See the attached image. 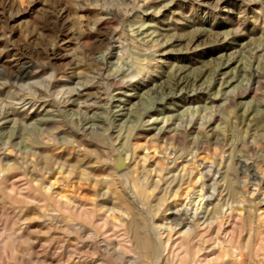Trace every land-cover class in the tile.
I'll return each mask as SVG.
<instances>
[{
  "label": "rangeland",
  "instance_id": "rangeland-1",
  "mask_svg": "<svg viewBox=\"0 0 264 264\" xmlns=\"http://www.w3.org/2000/svg\"><path fill=\"white\" fill-rule=\"evenodd\" d=\"M262 101L264 0H0V264H119L128 220L264 264Z\"/></svg>",
  "mask_w": 264,
  "mask_h": 264
},
{
  "label": "bare ground",
  "instance_id": "bare-ground-1",
  "mask_svg": "<svg viewBox=\"0 0 264 264\" xmlns=\"http://www.w3.org/2000/svg\"><path fill=\"white\" fill-rule=\"evenodd\" d=\"M103 20V18L97 20L95 23L96 25H98L99 23H101ZM59 21V20H58ZM57 21V23H58ZM60 25V24H59ZM63 26V25H62ZM62 28V27H61ZM14 33V32H13ZM198 41H204V38H202V35H192V37L189 39L188 42H186L185 46L182 47L185 50L186 49H194L197 47V44H195V42ZM174 44H178L179 42L177 40L174 39H166L163 40L162 44L165 47H171ZM161 44V45H162ZM180 48V49H182ZM179 50V49H178ZM167 51V50H166ZM168 51H170V49H168ZM167 51V52H168ZM138 63V62H137ZM22 64V63H21ZM24 65V64H23ZM26 67L28 68V66L24 65L21 66V71L18 74H22V76L20 78H24V75H28V71L26 70ZM180 75L179 76V81H182V83L185 82V75H183L181 72H179ZM17 77V75H15ZM20 76V75H19ZM50 77H52V72H49V74L47 75V80L45 81V85L44 87L47 89L48 88V84H49V79ZM260 74L258 71L256 72H252L251 73V79L256 83H260ZM178 81V82H179ZM250 84V83H249ZM250 86V85H249ZM249 86H245L243 87L241 90H238V92H233L232 95L230 96V100L231 102L234 100V98L236 96L242 95L244 94L250 87ZM255 86V85H254ZM84 89V87H81L80 89H78L77 91V95L79 92H82ZM229 101V100H228ZM264 102V101H262ZM257 109V108H256ZM254 110V109H253ZM254 113V111H253ZM250 112L246 115L247 119L248 118H254V114ZM245 120V119H244ZM241 122V121H240ZM156 133H159L161 135H163L164 130L162 128L157 129ZM193 141V140H192ZM9 147V146H8ZM205 154V153H204ZM157 158V157H156ZM155 158V159H156ZM175 160V159H174ZM10 158L9 156L5 157V167H9L10 165ZM159 159L157 160L158 163ZM240 162V159L239 161ZM123 167L122 165V160H119V165H118V161H116V167ZM126 169V168H125ZM223 170V169H222ZM224 171V170H223ZM124 173V172H123ZM224 174V172H223ZM231 183V182H230ZM262 185V184H261ZM126 186V185H125ZM130 187V186H129ZM131 189V188H130ZM134 189V188H133ZM136 190V189H134ZM223 190V189H222ZM129 195L132 196V199L134 201H136V203H138L137 199H136V195L134 194L133 191L128 190ZM137 191V190H136ZM3 201H1V204H9V199H5V198H1ZM216 199V198H215ZM32 207V205H31ZM228 209V208H227ZM215 210V209H214ZM133 212V211H132ZM227 213V212H226ZM215 214V213H214ZM213 214V215H214ZM228 214V213H227ZM260 214L264 217V210L260 211ZM142 215V214H141ZM223 215V214H222ZM221 215V216H222ZM122 216V215H121ZM212 216V215H211ZM225 216V215H224ZM211 218V217H210ZM45 219V218H44ZM131 219V216L130 218ZM222 219V218H221ZM233 219V217H232ZM231 219V221H233ZM146 220V219H145ZM149 220V219H148ZM251 220V219H250ZM220 221V220H218ZM224 221V220H223ZM108 222H110L108 216L103 218V225H106ZM121 222V221H120ZM26 223V222H25ZM135 223V222H134ZM131 221H124L121 223V225L123 226V231H131L132 235H131V241H133L134 243V247L131 248L130 252H127L125 250L126 246L124 245V243L122 241H110L107 238L101 236L100 239V245L102 248L109 250L111 252H114L115 254H117L118 257V263L119 264H135L137 263L138 258L142 257L145 264H206L207 262V256H208V252L205 251V246L201 245L200 246V251L196 252L195 255H190L189 251L184 250L182 253L175 251L172 246H171V242H170V233L169 230L171 229V227H166L165 229L167 230L165 233V238L162 240L160 239V237L158 238L157 236L155 237V235H150L149 233H144V231H142L135 223V225H132V229H131V224H134ZM149 223V222H148ZM143 224V223H142ZM207 224H210V222L207 221ZM115 225V224H114ZM200 225V224H199ZM149 226V225H148ZM209 226V225H208ZM217 226V225H216ZM229 226V225H227ZM223 227V226H222ZM232 227V226H231ZM230 227V228H231ZM131 230H130V229ZM147 228V227H145ZM121 229V228H120ZM233 229V228H232ZM108 229L106 228L104 231H107ZM84 232V231H83ZM229 232V231H228ZM87 233H90V230H87ZM152 233V232H151ZM222 233V232H221ZM225 233V231H224ZM207 234V233H206ZM214 245L213 248L211 249L212 255L214 256V260L216 261L214 264H220L219 258L220 255L219 253H216V249H223L224 253L226 255L230 254L231 251V247L232 244L230 243V238L228 237L226 239L225 243H221L218 237V233L216 232L214 234ZM40 241V240H39ZM211 244V243H210ZM129 246V245H128ZM131 246V245H130ZM130 248V247H128ZM209 248V247H208ZM238 251V250H237ZM210 252V253H211ZM237 256H239V252H237ZM36 257V256H35ZM209 258V257H208ZM24 260V259H23ZM90 260V259H89ZM141 261V260H140ZM25 262V261H24ZM225 264H232V261L226 259L225 260Z\"/></svg>",
  "mask_w": 264,
  "mask_h": 264
},
{
  "label": "water",
  "instance_id": "water-1",
  "mask_svg": "<svg viewBox=\"0 0 264 264\" xmlns=\"http://www.w3.org/2000/svg\"><path fill=\"white\" fill-rule=\"evenodd\" d=\"M118 165H119V161H118Z\"/></svg>",
  "mask_w": 264,
  "mask_h": 264
}]
</instances>
